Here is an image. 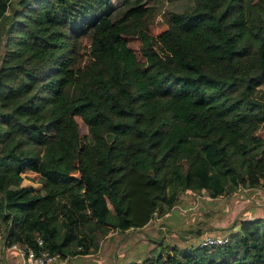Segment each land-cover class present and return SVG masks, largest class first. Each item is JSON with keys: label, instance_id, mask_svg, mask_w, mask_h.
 <instances>
[{"label": "trees", "instance_id": "obj_1", "mask_svg": "<svg viewBox=\"0 0 264 264\" xmlns=\"http://www.w3.org/2000/svg\"><path fill=\"white\" fill-rule=\"evenodd\" d=\"M10 1L0 0V22L10 19L0 83L14 101L0 105L7 245L89 254L111 228L139 226L142 202L150 218L188 188L217 197L264 184V0H195L158 35L143 0H20L9 15ZM126 35L141 39L147 66ZM27 170L41 187L23 184ZM165 249L124 264H264V217L220 245Z\"/></svg>", "mask_w": 264, "mask_h": 264}, {"label": "rangeland", "instance_id": "obj_2", "mask_svg": "<svg viewBox=\"0 0 264 264\" xmlns=\"http://www.w3.org/2000/svg\"><path fill=\"white\" fill-rule=\"evenodd\" d=\"M19 1H10L9 15L14 14L17 9H22ZM114 1L118 6L123 5V0ZM143 1L154 12L150 28L153 34L158 35L168 27L165 21L166 14L172 11H185L194 4L195 0ZM9 22L8 19H3L0 26ZM126 37L129 45L136 51L141 65L143 67L148 65L146 58L141 55L140 38L135 35H126ZM80 42L81 49L77 60L83 64L90 53V39L82 37ZM6 51V33L0 32V65ZM6 91V86L0 83V105L8 110L11 109L14 101L6 98ZM77 120L81 135H88L85 121L80 116H77ZM259 134L264 138V128ZM70 173L78 174V171L74 169ZM23 175V184L41 187L37 172L27 170ZM152 187L149 188L148 196L157 190L156 187ZM151 208L152 206H148L147 203H140L138 211L133 213L139 226L127 230L111 228L107 235L100 236L97 251L66 258L58 256L50 264H124L149 256L155 249H165L166 246L183 248L199 245L206 236L229 238L232 232L240 229L243 220L264 217V184L255 187L243 186L232 194H222L217 197L210 196L202 188H188L180 193L179 201L166 213L155 211L148 218ZM0 233L2 236L0 262L24 264L25 258L19 249L7 245L4 225H0Z\"/></svg>", "mask_w": 264, "mask_h": 264}, {"label": "built area", "instance_id": "obj_3", "mask_svg": "<svg viewBox=\"0 0 264 264\" xmlns=\"http://www.w3.org/2000/svg\"><path fill=\"white\" fill-rule=\"evenodd\" d=\"M1 233H0V240H1ZM228 237H221V236H206L202 242L201 245H220L223 243H226ZM39 243H42V239H39ZM13 248H18L23 257L25 258L24 264H46L48 262L49 264L53 262L59 255L57 254H50L48 251H44L41 253H36L31 248H25V246L19 244V243H13L12 245H9Z\"/></svg>", "mask_w": 264, "mask_h": 264}, {"label": "crops", "instance_id": "obj_4", "mask_svg": "<svg viewBox=\"0 0 264 264\" xmlns=\"http://www.w3.org/2000/svg\"><path fill=\"white\" fill-rule=\"evenodd\" d=\"M140 42H141V39H140ZM147 66V65H146Z\"/></svg>", "mask_w": 264, "mask_h": 264}]
</instances>
